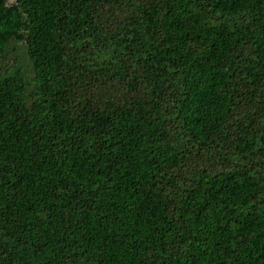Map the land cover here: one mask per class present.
<instances>
[{"label":"trees","instance_id":"obj_1","mask_svg":"<svg viewBox=\"0 0 264 264\" xmlns=\"http://www.w3.org/2000/svg\"><path fill=\"white\" fill-rule=\"evenodd\" d=\"M0 264H264V0H0Z\"/></svg>","mask_w":264,"mask_h":264}]
</instances>
